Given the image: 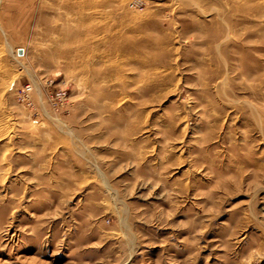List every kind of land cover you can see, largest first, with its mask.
<instances>
[{"label": "rangeland", "instance_id": "374dc122", "mask_svg": "<svg viewBox=\"0 0 264 264\" xmlns=\"http://www.w3.org/2000/svg\"><path fill=\"white\" fill-rule=\"evenodd\" d=\"M0 264H264V0H0Z\"/></svg>", "mask_w": 264, "mask_h": 264}, {"label": "built area", "instance_id": "2783aa9c", "mask_svg": "<svg viewBox=\"0 0 264 264\" xmlns=\"http://www.w3.org/2000/svg\"><path fill=\"white\" fill-rule=\"evenodd\" d=\"M32 90L30 84H26L20 91V96L23 100L29 98V94ZM50 101L52 106L58 107L64 104L67 98V92L65 89L59 88L49 93Z\"/></svg>", "mask_w": 264, "mask_h": 264}, {"label": "water", "instance_id": "95a60500", "mask_svg": "<svg viewBox=\"0 0 264 264\" xmlns=\"http://www.w3.org/2000/svg\"><path fill=\"white\" fill-rule=\"evenodd\" d=\"M18 53L19 54H22V49H18Z\"/></svg>", "mask_w": 264, "mask_h": 264}]
</instances>
